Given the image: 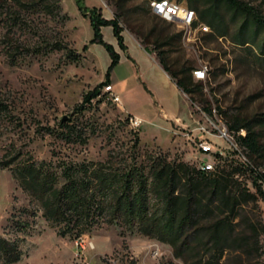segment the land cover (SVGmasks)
<instances>
[{
	"label": "rangeland",
	"instance_id": "374dc122",
	"mask_svg": "<svg viewBox=\"0 0 264 264\" xmlns=\"http://www.w3.org/2000/svg\"><path fill=\"white\" fill-rule=\"evenodd\" d=\"M58 1L51 14L41 9L16 10L18 24L10 33V43L17 45L11 49L16 55L13 64H9L0 44V98L8 106L0 113V162L13 160L8 166H0V237L16 243L21 253L11 264H84L75 256L74 239L80 228L71 226L69 232L60 235L64 224L46 221L37 201L13 176L23 163L46 164L57 174L58 185L63 182L64 165L105 160L117 171L131 160L148 168L154 157L184 161L198 168L210 163L212 169L228 170L237 163H251L264 171V156L250 158L228 129V121L234 117L264 115V54L258 48L263 33L254 43L248 36L244 46L237 44L234 37L241 18L231 20L225 13L226 34L216 35L198 17L197 9L204 8L206 0H173L194 10L196 26L201 23L208 27V31L189 34L184 33L179 21L160 17L164 22L155 16L149 9L151 0H83L85 7H96L104 18L118 16L123 39H128L129 45L132 38L145 43L155 55L163 51L171 71L185 68L178 77L191 78L196 88L187 95L191 123L180 132L152 137L145 126L133 127L131 115L102 92L89 104L81 105L83 95L105 80L110 58L103 46L90 43L94 34L90 19L76 1ZM190 1L197 9L189 6ZM243 1L264 14V0ZM101 32L106 42L112 40L117 45L110 28L106 26ZM2 33L0 26V37ZM199 70L202 72H194ZM130 71L129 60L124 57L114 72L122 78ZM204 107H210L211 113ZM222 128L235 141V149L219 136ZM255 130L264 153V125ZM240 134L244 135V130ZM202 143L210 150H203ZM235 178L254 191L248 170L237 172ZM108 215L106 208L94 210L96 223L85 232V239L93 245L83 251L87 264L191 262L175 257L168 244L141 234L136 227L105 222ZM233 223L236 240L218 264L264 263V233L255 239L250 229L251 224H264V197L239 208ZM198 253L203 259L211 254L204 247ZM0 264H6L1 256Z\"/></svg>",
	"mask_w": 264,
	"mask_h": 264
},
{
	"label": "trees",
	"instance_id": "16d2710c",
	"mask_svg": "<svg viewBox=\"0 0 264 264\" xmlns=\"http://www.w3.org/2000/svg\"><path fill=\"white\" fill-rule=\"evenodd\" d=\"M75 1L80 11L90 19L94 31L90 43L103 46L110 58L105 80L83 95L81 105H84L98 98L102 87L110 83L109 74L120 59L113 45L103 39L101 28L111 27L119 49L125 50L126 46L118 16L104 18L96 7L88 9L83 0ZM206 1L207 5L201 10L197 9L193 1L189 2V6L197 9L198 17L216 35L226 34L225 13L230 14L231 20L241 18L234 37L237 44L244 46L248 43L245 41L248 36L254 43L260 33L264 34V14L249 3L243 0ZM58 3V0H0V26L3 29L0 44L9 64H13L16 57L11 49L17 45L13 47L10 43V33L18 24L17 11L41 9L51 14L53 6H59ZM149 9L152 12L150 1ZM155 16L160 18L156 14ZM140 43L147 48L145 43ZM258 48L264 54V35ZM156 57L185 94L196 91L190 77H178V72L183 73L185 68L178 72L171 71L163 51H159ZM7 108L0 98V113ZM204 110L211 113L210 107H204ZM263 125L264 115L252 119L234 117L228 121V129L233 132L236 143L250 158L264 156L259 133L255 130L256 126ZM241 130H244V135L240 134ZM11 162V159L1 161L0 166H8ZM243 169L250 172L254 191L235 178V174ZM61 175L63 182L58 185L57 174L44 163H23L13 173L20 187L37 201L45 220L64 224L59 230L60 235L69 232L71 226L80 228L75 238L86 234V230L96 223L94 210L106 208L109 215L103 219L105 222H121L128 229L136 227L141 234L168 244L175 257L190 259L189 264H218L226 248L236 240L233 236V220L237 217L239 208L264 197V171H259L251 163H237L229 170H207L184 161L154 157L148 168L131 160L124 169L117 171L105 160L64 165ZM151 200L156 204L153 205ZM152 206H156L155 209ZM250 229L251 235L256 239L259 234L264 233V224H251ZM201 247L211 252L207 259L199 257ZM20 255L16 243L0 237V256L4 263L17 262Z\"/></svg>",
	"mask_w": 264,
	"mask_h": 264
},
{
	"label": "crops",
	"instance_id": "0c3cea01",
	"mask_svg": "<svg viewBox=\"0 0 264 264\" xmlns=\"http://www.w3.org/2000/svg\"><path fill=\"white\" fill-rule=\"evenodd\" d=\"M131 40L129 45L128 39H124L125 50L119 49L110 40L120 56L118 64L109 74L113 91L120 97L117 105L125 113L142 119L139 127L145 126L152 137L180 132L191 123V104L187 94L162 68L154 52L138 40ZM124 57L129 60L131 71L127 76L118 78L114 71Z\"/></svg>",
	"mask_w": 264,
	"mask_h": 264
},
{
	"label": "built area",
	"instance_id": "2783aa9c",
	"mask_svg": "<svg viewBox=\"0 0 264 264\" xmlns=\"http://www.w3.org/2000/svg\"><path fill=\"white\" fill-rule=\"evenodd\" d=\"M170 4H180V3H173L172 0H165V1H157V0H151L150 1V7H160L161 9H163L164 11H166L170 16L175 17V16H183L185 17V20H190V18H196V15H187L185 14V12H171L170 11ZM208 30L206 29V25H202L201 23H199V28L196 31H205ZM195 31V32H196ZM196 73L202 72L201 70L199 71H194ZM101 91H110L114 93V99H120L119 95L116 94L113 91V87L111 85V83L105 84ZM130 119L133 120V127H139L142 123V119L136 117V116H131ZM221 138H224L226 140H228L231 145L234 147L235 149V141L232 139V137L229 135L228 131L226 128H222L220 130V135ZM201 148L203 150H210V146L202 143L201 144ZM245 161V158H244ZM201 168H210L212 169V165L210 163H204L202 164ZM262 181V180H261ZM264 183V180L262 181ZM85 234H82L78 237H76L74 239V245L76 248V253L75 256L80 259L83 260L84 264H87L85 259H83V251L87 248H93V245L91 244V242H89L88 240L85 239Z\"/></svg>",
	"mask_w": 264,
	"mask_h": 264
},
{
	"label": "bare ground",
	"instance_id": "6f19581e",
	"mask_svg": "<svg viewBox=\"0 0 264 264\" xmlns=\"http://www.w3.org/2000/svg\"><path fill=\"white\" fill-rule=\"evenodd\" d=\"M159 1H165V0H159ZM173 3H177L175 1L172 0ZM151 10L158 15L159 17H163L166 18L169 21H179L181 23V25H183V29L185 30L184 33L189 34L191 31L193 30H197L199 28V24L196 26V24L194 25V22L196 21V18H190V20H185V17L183 16H175L172 17L170 16L166 11H164L163 9H161L160 7H152ZM170 11L171 12H185V14L187 15H195V12L192 9L189 8H183L181 7L180 4H170ZM196 27V28H195ZM206 29H208V27L206 26ZM208 31V30H205ZM103 94L107 95L108 98L116 103L119 104L120 103V99H114V93L110 92V91H101ZM131 120V124L133 125V120ZM207 170L210 168H206Z\"/></svg>",
	"mask_w": 264,
	"mask_h": 264
},
{
	"label": "water",
	"instance_id": "95a60500",
	"mask_svg": "<svg viewBox=\"0 0 264 264\" xmlns=\"http://www.w3.org/2000/svg\"><path fill=\"white\" fill-rule=\"evenodd\" d=\"M62 120H64V118H62Z\"/></svg>",
	"mask_w": 264,
	"mask_h": 264
}]
</instances>
